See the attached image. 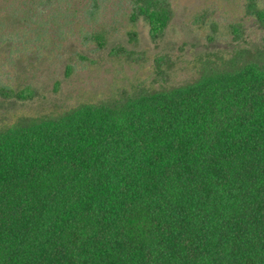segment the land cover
<instances>
[{"label":"trees","instance_id":"16d2710c","mask_svg":"<svg viewBox=\"0 0 264 264\" xmlns=\"http://www.w3.org/2000/svg\"><path fill=\"white\" fill-rule=\"evenodd\" d=\"M34 1L0 7V43L46 35L38 15L26 31L3 22L37 14ZM59 2L55 35L102 46L97 0ZM245 8L264 29V5ZM123 13L157 39L173 8L129 0ZM200 60L180 84L135 85L0 127V264H264V36ZM0 97L32 94L0 80Z\"/></svg>","mask_w":264,"mask_h":264},{"label":"rangeland","instance_id":"374dc122","mask_svg":"<svg viewBox=\"0 0 264 264\" xmlns=\"http://www.w3.org/2000/svg\"><path fill=\"white\" fill-rule=\"evenodd\" d=\"M59 1L42 0L40 4L36 0L28 7L37 8V14L17 11L3 20L8 30L22 27L26 31L25 27L36 26L38 15L48 30L36 38L31 29L24 45L16 35L14 44L12 40L0 43L1 82L14 90L27 88L32 94L27 99L0 97V127L20 116L107 98L135 85L180 84L196 74L200 59L229 55L235 49L261 43L264 36V29L246 14L248 0H170L173 16L157 39L150 38L143 19L126 22L123 12L129 0H97L107 31L100 46L90 35L64 39L55 35L50 14L57 6L65 7ZM5 2L0 0V7ZM257 2L264 5V0ZM84 4L93 2L70 0L69 6L80 10ZM129 30L135 37L127 34ZM158 58L161 71L156 72Z\"/></svg>","mask_w":264,"mask_h":264}]
</instances>
